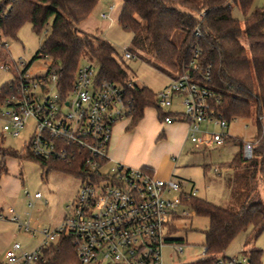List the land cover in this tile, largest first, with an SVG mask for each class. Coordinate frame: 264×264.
I'll return each instance as SVG.
<instances>
[{
	"label": "trees",
	"instance_id": "obj_1",
	"mask_svg": "<svg viewBox=\"0 0 264 264\" xmlns=\"http://www.w3.org/2000/svg\"><path fill=\"white\" fill-rule=\"evenodd\" d=\"M98 1L0 0V35L16 39L25 24H29L36 34L44 33L32 60L44 55L49 57L58 72L62 93L70 88L81 62L95 63L102 81L121 86L130 106L129 129L141 120L146 107H155L160 121L165 116H179L161 108L156 92L137 84L129 76L111 43L78 29L77 25L88 18ZM121 2L117 22L131 33L127 49L134 56L169 78L189 74L213 93L211 106L227 123L236 118H253L255 133L251 156L245 158L242 141L233 139L238 150L226 163L231 187L229 195L231 202L237 203V210L226 209L197 196L189 200L195 214L208 219L204 230V253L211 256L186 264H212L240 231L250 226L245 244L255 241L264 231V5L252 6L253 0ZM234 6L241 11L242 19L232 15ZM175 31L181 33L178 43L172 39ZM243 36L247 44L242 42ZM5 45L0 43V58L4 63ZM13 82L14 78L0 87V105ZM230 139L227 136L225 141ZM0 155L38 162L41 176L52 171L78 174L75 166L41 160L25 147L16 150L0 144ZM5 170L1 161L0 172ZM171 232H176V228L173 227ZM175 240L181 242V238ZM242 252L248 256L250 264H260L261 250L253 248ZM35 264L81 262L70 238L60 235L42 249L40 260Z\"/></svg>",
	"mask_w": 264,
	"mask_h": 264
},
{
	"label": "built area",
	"instance_id": "obj_2",
	"mask_svg": "<svg viewBox=\"0 0 264 264\" xmlns=\"http://www.w3.org/2000/svg\"><path fill=\"white\" fill-rule=\"evenodd\" d=\"M115 3L100 13L103 20L112 19ZM134 55L125 48L122 58ZM43 74L31 75L21 63L14 82L0 105L2 131L18 137L30 119L32 125L24 147L41 160L58 161L76 167L78 174H68L79 181L76 193L66 206L61 223L52 230L43 229L39 247L20 253L14 243L4 253L0 264H35L46 245L60 235L70 238L81 264H162L161 250L169 246L177 255L182 252L175 240L176 222L195 215L189 205L196 189L184 190L178 181L157 178L147 168H136L114 161L108 153L115 123L129 119L130 106L121 86L102 81L95 63L84 61L64 93L59 75L47 55ZM6 69L10 64H3ZM213 93L194 81L187 73L170 78L167 86L156 92L159 106L172 107L177 98L179 116H165L164 123L183 121L187 139L194 144L222 145L227 121L213 110ZM217 126L220 132L211 127ZM243 155L251 156V144L244 142ZM25 194L30 196L26 191ZM34 198H41L36 192ZM0 218L17 224L34 234L29 221L21 222L12 208ZM205 249L203 248V253ZM212 264H250L248 256L219 254Z\"/></svg>",
	"mask_w": 264,
	"mask_h": 264
},
{
	"label": "rangeland",
	"instance_id": "obj_3",
	"mask_svg": "<svg viewBox=\"0 0 264 264\" xmlns=\"http://www.w3.org/2000/svg\"><path fill=\"white\" fill-rule=\"evenodd\" d=\"M115 3L111 12L112 19L103 20L100 13L108 11V4ZM255 6L264 5V0H254ZM254 6V5H253ZM122 7L121 0H99L87 19L77 25L79 30L100 36L111 43L116 51L117 58L123 62L129 76L139 85L148 86L157 92L167 86L168 78L141 59L133 56L129 59L121 58L123 50L130 44L131 33L123 30L117 22L118 14ZM253 8V7H252ZM232 14L242 19V13L238 7L232 8ZM44 33L36 34L29 24L23 25L16 39H10L0 35V43H5V63L0 58V87L11 81L16 69H21V63L27 64L28 73L31 75L43 74L46 70V62L41 58L32 60L39 49ZM181 33L175 31L172 36L174 42L178 43ZM242 42L247 44L244 36ZM1 57V56H0ZM83 62H81L82 64ZM3 64H10L6 69ZM168 82V83H167ZM167 83L165 86L164 84ZM164 86V87H163ZM163 87V88H162ZM177 98L172 99V107H177ZM155 107L145 112V119L137 125L136 134H127L125 138L124 152L132 153L133 156L142 159L141 163L151 165L154 168V176L160 178L161 173H166L174 180H188V188L194 186L197 197L206 199L216 205L229 210H237L236 202L230 199V182L226 174L228 163L238 150L235 140L253 142L255 127L253 118H236L228 122L225 133L232 139L226 140L222 145L210 144L200 147L192 144L188 139L182 152L172 151L173 141L162 134L163 122L157 120L160 127L152 125L148 115H154ZM149 113V114H148ZM2 118L0 117V144L19 150L27 142L32 121H27L26 128L18 137H12L2 131ZM119 123V122H118ZM212 130L220 132L217 126ZM6 170L0 172V207L3 215L7 216L6 208L13 209L14 214L21 222L29 221L34 234L19 229L16 223L0 218V256L14 243H19L20 253H29L37 249L43 241V229L52 230L66 212V206L70 203L72 195L78 189L79 181L71 175L63 172H49L41 176L42 169L38 162L26 158H14L0 155ZM129 166V165H128ZM214 168L216 171H214ZM162 179V178H161ZM262 191V189H260ZM30 196H27L25 192ZM39 192L41 198H34L33 194ZM61 223V222H60ZM177 230L173 235L181 238L182 252L177 255L169 246L161 250L162 264H186L197 260L207 259L211 255L203 253L208 219L203 216L193 215L181 218L176 222ZM250 226L240 231L229 243L222 253L226 256L241 255L242 251L248 249L261 250L260 264H264V231L258 238L245 244L244 238Z\"/></svg>",
	"mask_w": 264,
	"mask_h": 264
},
{
	"label": "crops",
	"instance_id": "obj_4",
	"mask_svg": "<svg viewBox=\"0 0 264 264\" xmlns=\"http://www.w3.org/2000/svg\"><path fill=\"white\" fill-rule=\"evenodd\" d=\"M253 5L255 6L254 0H253L252 6ZM234 17L238 18L237 16H234ZM169 80H170V78H168V82H169ZM167 83H165L164 86ZM146 87H148V86H146ZM150 108L151 107H146L144 109L143 117L141 118V120L145 119L144 118L145 117V112H146V110H148ZM169 110L171 112H173V113H178V112L181 111V107L179 105H177V107H175V106L174 107H171ZM141 120H139V122L137 123V125L141 122ZM147 120H151L153 126H155V125H156V127H160L161 126V124H159V122H157V120H159V118H158V114H157V111L156 110L154 111V115H148V119ZM118 122L114 124L113 129H112L111 140H110V144H109V147H108L109 156L114 161L122 162V163H124L126 165H129L131 167L147 168V169L151 170L152 173H153V175H154L155 174L154 168L150 164L149 165L142 164L141 163V161H142L141 158L135 157V156L132 155V153H129V152L126 153L123 150L124 147H125V138H126V135L127 134H136L137 133V127L138 126L136 125L135 127L129 129L128 128V125H129V122H130L129 119L121 120V121H118ZM160 122H163V121H160ZM163 124L164 125H163V127L161 129L163 136L165 138L166 137H169L171 139V141H173L172 151L174 153H178L179 154L180 152H182V150L184 148V145L187 142V125H186V123L183 122V121H174V122H171V123H164L163 122ZM244 142H248V141H244ZM192 144H194V143H192ZM197 145L200 146V147H204V148L206 147V146L201 145V144H197ZM214 171H216L215 168H214ZM52 172H56V171H52ZM228 172H229V169L227 170L226 174ZM167 176L168 175L166 173H161L159 175V177L162 178V179H165ZM169 178H171V176H169ZM176 181L179 182V184L181 185V187L184 190H189L192 187L194 188V186H191V187L188 188V180H184V179L179 180L178 179ZM72 197H73V195H72ZM0 209H1V207H0ZM60 222H61V218H60V221L58 222V224ZM4 261H5V258H4V254H3L2 256H0V262L3 263Z\"/></svg>",
	"mask_w": 264,
	"mask_h": 264
},
{
	"label": "water",
	"instance_id": "obj_5",
	"mask_svg": "<svg viewBox=\"0 0 264 264\" xmlns=\"http://www.w3.org/2000/svg\"><path fill=\"white\" fill-rule=\"evenodd\" d=\"M174 239H178V238H174Z\"/></svg>",
	"mask_w": 264,
	"mask_h": 264
}]
</instances>
